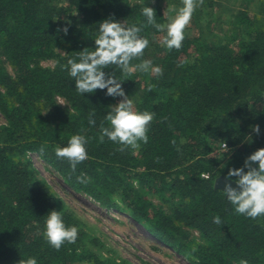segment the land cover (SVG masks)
Wrapping results in <instances>:
<instances>
[{"label": "trees", "instance_id": "1", "mask_svg": "<svg viewBox=\"0 0 264 264\" xmlns=\"http://www.w3.org/2000/svg\"><path fill=\"white\" fill-rule=\"evenodd\" d=\"M204 3L213 7L212 0ZM144 6L149 5L135 0H0V113L5 120L0 125V264L29 257L37 264H115L93 251L97 244L38 178L26 153L37 154L74 192L126 214L190 264H264V216L253 220L236 214L222 190L214 189L216 178L264 148V20L261 26L257 22L262 15L256 21L240 11L236 32L225 38L186 35L179 50L169 51L160 41L162 33L147 25ZM151 7L156 22L166 24L168 16ZM72 12L80 22L66 18ZM109 17L126 26L144 25L140 36L149 47L142 59L163 70L156 76L125 75L115 65L105 69L122 83L135 110L155 113L148 143L123 152L107 138L99 141L101 125L109 126V106L121 98L107 96L106 89L81 95L64 70L79 51L94 50L99 23ZM66 26L67 35L60 31ZM2 57L14 75L4 69ZM42 60L54 61V67L40 66ZM93 111L96 123L90 126ZM255 124L259 136L251 132ZM75 134L88 139V159L73 172L54 150L67 146ZM245 135L253 142L242 143ZM223 143L227 150L215 153ZM82 173L87 183L77 182ZM52 210L61 212L66 226L79 229L77 241L59 251L43 235ZM215 216L221 225L213 223ZM189 230L199 234L200 243Z\"/></svg>", "mask_w": 264, "mask_h": 264}, {"label": "clouds", "instance_id": "2", "mask_svg": "<svg viewBox=\"0 0 264 264\" xmlns=\"http://www.w3.org/2000/svg\"><path fill=\"white\" fill-rule=\"evenodd\" d=\"M154 2V0H152ZM204 4V0H182V7L175 17H169L167 24L156 22L154 8L144 6L142 15L147 20V25L152 26L157 32L165 33L162 43L167 50H179L185 39V29L190 25L196 9ZM144 25L126 26L114 17H109L99 23L98 34L94 40V50L84 48L79 51L76 58L68 59L64 66L69 76L75 81V89L81 94L93 93L97 90H105L106 95L112 98H121L118 103L109 106L110 111L105 116L107 127L101 125L99 141L103 143L105 138L120 145L119 151L128 148L138 149L140 142L147 144L148 131L155 119V113L149 111H137L134 102L125 94L114 73L105 69L115 65L125 75H131L135 71L149 72L156 76H162L160 67H153L150 60H143L145 49L149 47V40L140 36ZM65 35L68 27L60 29ZM134 59L141 62L133 65ZM151 91V86L149 87ZM95 112L88 117V124L95 126ZM167 119L166 117L164 118ZM251 132L257 136L260 134V126H251ZM242 143H252L251 135H245ZM88 139L85 135L75 134L68 140L67 146H57L55 155L57 158L66 159L75 172L77 165L88 159L86 145ZM173 140L172 144L175 145ZM227 148V145H224ZM225 167V165L223 166ZM223 193L227 201L234 206L235 213L253 220L264 216V148L257 149L247 156L240 168H229ZM77 182L87 183L85 174L77 177ZM235 184V187H233ZM213 223L221 225L219 216L213 218ZM79 229L76 226H66L61 212L52 210L45 221L44 237L46 242L59 251L65 244H74L78 239ZM18 264H37L35 257L20 259ZM239 264H248L247 260H240Z\"/></svg>", "mask_w": 264, "mask_h": 264}, {"label": "rangeland", "instance_id": "3", "mask_svg": "<svg viewBox=\"0 0 264 264\" xmlns=\"http://www.w3.org/2000/svg\"><path fill=\"white\" fill-rule=\"evenodd\" d=\"M139 4L158 6L163 15L175 17L179 9L183 6L182 0H135ZM213 7L210 8L204 3L198 7L193 14L190 25L185 29L184 35L193 36L200 33L204 36L216 35L218 38H225L230 32L235 30V14L245 11L254 20L258 26H261L264 20V2L263 0H212ZM204 11L202 12V9ZM200 10V11H199ZM210 12L212 14L210 15ZM66 18L71 23L81 21L80 15L75 12L66 14ZM264 24V23H262ZM196 28H199L196 30ZM206 34V35H205ZM166 35L162 33L160 41ZM143 60H148L144 58ZM141 60L135 64L140 63ZM4 69L14 75L9 62L2 57ZM133 64V65H135ZM39 65L52 69L54 61L42 60ZM153 67H156L152 63ZM137 75L152 74L151 71L145 73L141 71L133 72ZM63 106V103H59ZM5 120L0 113V125ZM215 153L219 152L215 148ZM25 159L29 160L36 169L38 178L45 182L50 190L60 198L62 204L73 213L95 246H91L101 259H108L115 264H190L182 255L163 245L157 239L152 237L141 225L132 221L126 214L113 209H105L97 202L86 197L83 194L74 192L63 181L50 166H48L37 154L26 153ZM151 200L155 205L162 206L168 212V206L162 204L157 198ZM176 200V199H174ZM190 238L195 243H200L201 239L196 231L189 230Z\"/></svg>", "mask_w": 264, "mask_h": 264}, {"label": "water", "instance_id": "4", "mask_svg": "<svg viewBox=\"0 0 264 264\" xmlns=\"http://www.w3.org/2000/svg\"><path fill=\"white\" fill-rule=\"evenodd\" d=\"M225 183V176H219L214 181V189H219L223 191ZM233 187H235V184H233Z\"/></svg>", "mask_w": 264, "mask_h": 264}, {"label": "built area", "instance_id": "5", "mask_svg": "<svg viewBox=\"0 0 264 264\" xmlns=\"http://www.w3.org/2000/svg\"><path fill=\"white\" fill-rule=\"evenodd\" d=\"M57 101H58V103L61 102V103L65 104V102L61 98H57ZM224 145H225L224 143L220 145L219 151H222L223 152V151H226L227 150V148H225ZM202 176L204 178H208V175H202Z\"/></svg>", "mask_w": 264, "mask_h": 264}]
</instances>
